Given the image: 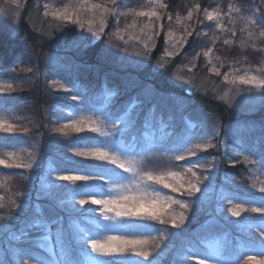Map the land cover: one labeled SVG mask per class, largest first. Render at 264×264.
I'll use <instances>...</instances> for the list:
<instances>
[{
	"label": "trees",
	"instance_id": "trees-1",
	"mask_svg": "<svg viewBox=\"0 0 264 264\" xmlns=\"http://www.w3.org/2000/svg\"><path fill=\"white\" fill-rule=\"evenodd\" d=\"M66 1L21 0L22 11L15 33L11 37L0 35V57H2L0 70L4 71H0V77L5 75V80L12 85L10 90L0 92V114L6 116L16 128L20 127L19 124L24 122L18 115L17 101H21V104L37 106L41 116V124L34 127L36 131L33 133L19 131L10 134L0 129V154L16 153L23 157V162L32 163L31 168L0 165V197L3 198L0 200V261H3V264H22V262L28 264L29 257H35L31 264H40V261L49 264L53 260L59 261L62 254L56 247L54 236L55 232L59 234V230L67 250L73 257L83 259L85 249L91 252L90 245L86 244L83 237L95 238L96 233L103 232L99 227L100 224L113 223L103 219L99 205L73 206L74 201L68 190L73 185L70 181L56 180L58 172L68 167L67 158L85 159L75 157L68 151L72 147L84 146L76 143L73 138L85 134L95 136L102 143L123 141L133 149L134 153H153L146 164L147 168L153 169L168 167L169 162L163 156L166 153L179 154L170 153L169 150L180 143H183L184 147L202 141L215 145L198 151L197 155H186L185 161L176 162L183 167L193 168L203 181L200 185L202 192L189 195L187 192L173 193L170 189H162L164 193L189 204L186 210L173 205L177 215L181 211L184 212L187 217L184 223L173 226L170 222L160 224L157 221H147L152 225L150 235L156 238L151 244V250L153 255L157 252L161 254L160 264H199L201 259L207 258L193 254L202 253L207 246L205 242L209 240L215 245L223 244L225 241L243 242L241 237L244 234L239 229L243 221L241 217L233 216L229 211L231 205L228 200L232 199L233 204L244 203L241 199H233L231 195L233 192L249 193V198L264 195L259 192V184L256 188L252 187L253 177L258 176L260 180H264L260 166L244 161L245 156L250 160H260L259 153L264 150V99L253 115L261 119V124L249 131L241 129L236 135L237 131L227 130L226 124L236 122L244 115L227 106L224 101L218 100L214 90H218L219 83L225 84L223 80L225 73H228L230 78L238 73L234 71L235 69H239V73L248 69L250 72L264 74V37L259 36L260 29H253L251 26L245 29L243 19L251 16L253 12H256L257 16L264 14V0H159L161 4L166 5V7L156 6V11L161 12L157 21H160L163 27L159 28L158 33L149 41L146 61L137 70L136 75L162 95H176L190 99L193 103L189 107H203L205 112L215 113L220 120L221 133L218 135L206 129L194 132L186 118L180 116L177 121L174 119L178 126L174 123L176 127L166 138L158 139V135L153 133L154 138H151V142L145 126L152 119L149 115L152 104L159 103V99H155L153 103L148 99L145 100L139 94L138 87L125 89L122 81L117 80L115 76L96 77L98 73H95L93 66L99 64L104 55L106 42L103 38L94 39L90 35H82L83 31L76 25H68L67 22L54 18L50 23L56 22L57 25L51 27L50 32L46 28L38 30L27 17L33 12L36 4L42 8V12H45V4L62 6L61 4ZM95 1L103 3L108 0ZM108 4L112 7L111 0ZM151 4L152 0H117V5H122L118 8V13L127 12L129 8L139 12L150 7ZM197 4L199 9L196 8ZM229 5L240 8L239 12L234 10L231 12V20L228 15ZM205 9L218 10L221 13L220 20H207ZM189 10L192 12L190 20L187 18ZM169 14L171 20L168 19ZM177 16L180 18L179 22ZM133 21L142 24L150 22L147 16L129 13L119 18L109 14L107 23L111 27L113 24L124 26ZM151 22H156V18L152 17ZM217 23L227 30L217 28ZM172 28H176L175 31L186 39V43L181 40L178 52L168 56L166 51L170 52L171 42L167 33ZM248 31H253L255 36L249 38ZM188 32L192 35L188 36ZM213 37L217 38L215 43ZM225 40L230 43L225 44ZM242 42L244 47H241ZM253 44L255 49L252 47ZM13 45L29 46L37 49L41 54L55 52L69 55L77 60L80 66L72 70L52 67L44 74L43 62H31L26 58L24 49L12 52ZM209 48L213 51L209 57H205L203 53ZM216 57L220 59L217 60ZM21 65L24 67L17 70ZM213 65L219 69V75L210 71ZM179 68H182L185 74H189L190 79L194 78L190 80L193 83L191 87H181L175 83V72ZM199 81H204L205 84L200 83L203 85L197 87ZM73 85L82 93L85 99L83 105L80 101H72L69 93L64 90ZM110 85L118 92L113 96L114 100L104 94L106 87ZM204 88L207 89L205 93L202 92ZM79 115L99 118L109 125V131H112L110 127L112 119L121 118L125 124L117 125L119 130L107 138L89 132L88 125L85 126V132H72L68 136L54 131L60 125L68 123V117L75 118ZM4 158L8 159L7 156ZM8 163L12 161L8 160ZM109 167L115 166L109 165ZM173 170L180 169L173 167ZM186 178H192L191 173H188ZM52 183L68 187L54 189L51 187ZM205 186H207L206 191ZM221 195L227 198L222 200ZM79 199L78 196L75 198L76 201ZM12 201L15 203L13 204ZM259 206L245 204V207ZM91 209L96 211H90ZM51 215H55L59 220L56 225L47 229L53 217ZM242 216L258 218L259 214L243 213ZM37 226L45 227L47 230L37 233ZM251 232L255 240L264 239L260 236L258 227L254 226ZM93 255L98 254L93 253ZM247 256L260 259L256 251H250L245 253L240 264H256V260L246 261ZM99 258L108 259V257ZM132 258L143 259L138 256ZM143 264H147V261Z\"/></svg>",
	"mask_w": 264,
	"mask_h": 264
},
{
	"label": "snow or ice",
	"instance_id": "snow-or-ice-1",
	"mask_svg": "<svg viewBox=\"0 0 264 264\" xmlns=\"http://www.w3.org/2000/svg\"><path fill=\"white\" fill-rule=\"evenodd\" d=\"M152 3L154 7L148 11L137 12L135 9L129 8L127 12L118 13V8L122 5H117V0H111L112 7L92 3L89 0H78L75 9L70 11L69 6L65 5L63 9L53 10L51 15L64 21L75 19L83 27L84 24L81 22V16L84 12H87L89 14V18L87 19L89 30L92 31L95 28L96 33L100 34L104 32L106 18L109 14L119 18V16H127L129 13H133L134 15L147 16L149 18L150 22L141 28V32H143L145 28L151 29L153 27L151 23L152 17H155L157 20L160 19L156 6L166 7L159 0H152ZM44 7L46 9L44 14L48 15L47 9L50 5L45 4ZM196 8L199 9V4L196 5ZM98 9H102V11L98 13ZM233 10L239 12L240 8H233L232 5H229L228 15L230 20ZM204 14L209 21H218L221 18V13L218 10L209 11L205 9ZM191 16L192 12L189 10L187 18L190 20ZM168 19H172L170 14ZM243 19L245 21V29H248L249 26L253 29H260L259 36L264 37V14L257 16L256 12H253L251 16L243 17ZM177 21H180L179 16H177ZM97 23L98 27H96ZM127 27H135V21ZM162 27L163 25H161ZM217 28L227 30L219 23H217ZM116 34H120L119 29H117ZM172 35L171 31L167 33L169 38ZM187 35L191 36L192 33L188 32ZM203 35L207 34L203 33ZM233 35H235L234 30ZM254 36L255 33L253 31H248L249 38H253ZM135 38L140 39L139 36ZM152 39L153 36L151 34L147 35V40L143 41L145 48L148 47L147 41ZM212 39L213 43H215L217 38L213 37ZM181 40H184L186 43V39L182 36L179 40L173 42V47L179 45ZM224 43L229 44L230 41L225 40ZM244 46L242 42L241 47ZM252 47L255 49V44ZM212 51L213 49L209 48L203 54L205 57H209ZM166 55L172 56L174 54L166 51ZM198 55L199 53H197ZM216 59L219 60L220 57H216ZM210 71L219 75V69L215 65H213ZM234 71L239 72L240 70L235 69ZM224 79L231 83L239 81L242 84L254 85L256 88L264 90V74H250L248 69L244 70L243 75L233 76L231 79L229 74L225 73ZM55 83L53 82V84ZM11 87V84L0 86V92L10 90ZM64 90L69 93L72 101H80L81 105L85 103L82 93L74 85ZM123 122L121 118L112 119L110 124L112 131H109V125H106L99 118L93 119L92 116L79 115L75 118L68 117V123L60 125L54 131L68 136L72 132H85V126L88 125L90 126L88 127L89 132L107 138L111 137L113 132L118 131L117 125ZM15 127L16 125L9 122L6 116L0 114V129L10 133ZM23 131L27 132V129ZM73 139L76 143L83 144L84 146L72 147L68 151L72 152L75 157L85 159L73 160L71 157L67 158L68 167L58 172L56 180L70 181L73 185L68 189L74 201L73 206L75 204L99 205V211L103 219L113 223L100 224L99 227L103 229V232L96 233L95 238L92 236L83 237L86 244L91 247V252H87L85 249L83 259L73 257L71 253L62 252L61 259L59 261L53 260L50 264H143L144 261H147V264H160L161 254L157 252L153 255V251L151 250V244L156 238L150 235L152 225L147 223V221H157L160 224L170 222L173 226H178V223H184V220L187 219L184 212L181 211L177 215L174 212L173 205H178L181 209L186 210L189 208V204L164 193L162 189H170L173 193L187 192L189 195L202 192L200 185L203 181L193 171V168L183 167L176 164V162L185 161L186 155H197L198 151L215 147V145H212L208 141H202L196 142L190 147H184V144L180 143L169 150L170 153L178 152L179 154H164L163 158L169 162L168 167L153 169L146 167L147 162L154 155L153 153H134L133 149L129 148L123 141H107L102 143L95 136L87 134L74 137ZM259 155L261 156L260 160H250L248 156H245L244 161L253 165L258 164L260 171L264 173V150ZM5 156L8 159H5ZM8 160H11L12 163H8ZM93 161H101L103 163H94ZM0 165L17 168L32 167V163L23 162V157L12 152L0 154ZM109 165L115 167H109ZM173 167L180 170H173ZM196 167H201V165H196ZM188 173H191V177L195 179L186 178ZM258 184L259 192L264 194V180H260L258 176L253 177L252 187L256 188ZM51 187L61 189L68 186L52 183ZM206 190L207 186H205ZM231 195L233 199L244 201V203L233 204L232 199L228 200L229 205H231L229 211L233 216L241 217L243 221L239 225L241 233L244 234L241 237L243 242L230 243L225 241L223 244L215 245L209 240L205 242L207 246L204 247L202 253H194L193 255H203L207 258L201 259L199 264H209V262L211 264H240L246 252L256 251L260 259H257L255 256H247L246 261L256 260V264H264V239L255 240L251 232L254 226L258 227L260 229V236L264 237V195L258 198L254 196L249 198L250 194L246 192H233ZM77 196L80 197L78 201L75 200ZM220 198L223 200L227 197L221 195ZM2 199L0 197V200ZM12 203L14 204L15 201H12ZM245 204H258L260 206L245 207ZM90 211L94 212L96 209H91ZM243 213H256L259 216L258 218L255 216H242ZM46 230L45 227H36L37 233H43ZM156 247H159V245H156ZM93 253L98 255H93ZM133 256L143 259L135 260L132 258ZM99 257H108V259H100ZM33 259L35 257H29L28 264H31ZM0 264H3V261H0ZM40 264H49V262L40 261Z\"/></svg>",
	"mask_w": 264,
	"mask_h": 264
},
{
	"label": "rangeland",
	"instance_id": "rangeland-1",
	"mask_svg": "<svg viewBox=\"0 0 264 264\" xmlns=\"http://www.w3.org/2000/svg\"><path fill=\"white\" fill-rule=\"evenodd\" d=\"M66 1V0H64ZM109 1V0H108ZM108 1L100 3L99 1L89 0L92 3H99L106 7H110ZM78 0L76 1H66L65 3L56 6H50L47 11L48 15H45V12H42V8L37 4L34 5L33 12H31L30 16H27L33 27L40 30L47 29L50 32L54 25H57L56 22H52V18L61 20L63 22H67L68 25H76V27L83 31L82 35H90L92 38H103L104 42H106V47L104 51V55L101 58V64H97L94 67L95 73H98V76H115L117 80H121L124 84L123 87L128 90L138 87L139 94L146 100L148 99L150 102H154L155 99H159V103L152 104V111H150L149 115L152 117L149 123H147L146 130L150 134V139H153V133L157 134L158 139H164L167 135L176 127L174 119L177 121L180 116L186 118L187 122L190 124V127L196 131L200 129L211 130L215 134L221 133L220 130V120L217 119L215 113L205 112V108L203 107H189L191 106L192 101L187 100L186 98L176 96V95H162L159 91H157L153 86L148 83L141 81V79L136 75L137 70L143 66V63L146 61V55L148 52V48H145L143 41L147 40V35L151 34L154 38L155 34L158 33L159 28H161L160 21L151 22L153 27L151 29L145 28L143 32H141V28L144 27L145 24L148 23H135V27H127L132 23H127L124 26L122 25H111L109 27L108 20L109 15L106 18V26L103 33L97 34L95 28L90 31L89 26L87 24V19L89 18V14L84 12L81 16V22H83L84 26L81 27V23L76 22L75 19L72 21H64L57 17L51 15V12L55 9H63L65 5L69 6V10L75 9L77 7ZM21 0H0V35L5 37H11L16 30L17 22L21 15L22 7ZM23 5V4H22ZM154 7L152 3L150 7H146L142 9V11L151 10ZM46 11V10H45ZM102 9H98L99 13ZM161 16V12H159ZM53 24V25H52ZM52 27V28H51ZM98 27V23L96 25ZM117 29L120 30V34L117 35ZM176 28H172L170 31L172 32V37L169 38L170 49L169 51L172 53L178 52V48H180L181 44L173 47V42L180 39L179 33H177ZM177 33V34H175ZM183 33H185L183 31ZM121 36L123 37L121 39ZM139 36L140 39H136L135 37ZM151 41V40H150ZM149 45V41H147ZM12 52L18 51L19 49H24L26 58L29 59L33 63H38L39 61L43 62V73L48 72V70L52 67L54 68H64L65 70H72L80 66L79 62L69 55H62L59 53H51L47 52L41 54L37 49L32 47H23L21 45H13ZM9 50V49H8ZM11 53V51L9 50ZM1 55V54H0ZM2 58V57H0ZM103 64V65H102ZM24 66H19L17 68L21 69ZM1 72H4L2 69ZM250 72V71H249ZM257 72H250V74H256ZM101 74V75H99ZM175 83L179 86L183 87H191L193 83L190 81L194 79L193 77L190 79L189 74H185L182 68H179L175 72ZM244 72L235 73L233 76L243 75ZM256 75H261L257 73ZM46 76V75H45ZM190 76V77H189ZM231 77V78H232ZM230 78V79H231ZM0 86H4L5 84H10L5 80V75L1 76ZM225 84H218V90H214V95L218 100L224 101L227 106L237 110L244 115L236 122H228L226 124V129L236 130L238 135V131L241 129L251 130L258 125L261 124V119L253 117L254 112L258 109L260 103L263 102L264 99V90L256 88L254 85L250 84H242L239 81L236 83H231L228 80H225ZM204 81H199L198 86H202L205 84ZM200 83H203L200 85ZM111 86V85H110ZM107 86L105 89V95L111 96L114 100L113 96H116L118 92L115 90L113 86ZM216 89V88H214ZM220 90V91H219ZM222 90V91H221ZM207 89H203V93H205ZM98 91L95 92L97 94ZM17 112L20 119L24 122L20 127H15L16 129L10 132V134H15L17 132L21 133H33L36 131L34 127L41 124V116L40 111L37 109V106L27 105V103H22L21 101H17ZM176 116V118H174ZM179 116V117H178ZM175 123V124H174ZM125 123H122V125ZM177 125V124H176ZM178 126V125H177ZM27 129V132L23 131ZM2 130V129H1ZM39 133V132H38ZM219 135V134H218ZM151 142V141H150ZM38 145V143H37ZM40 146V145H39ZM169 190V189H168ZM49 224L47 225V229L53 227L58 222V217L55 215H51ZM58 231V230H55ZM53 233V232H52ZM54 235L56 237L55 244L56 247L61 252H68L67 247L62 241V236L55 232ZM51 237V236H49Z\"/></svg>",
	"mask_w": 264,
	"mask_h": 264
}]
</instances>
